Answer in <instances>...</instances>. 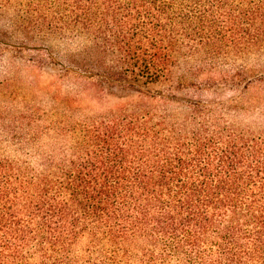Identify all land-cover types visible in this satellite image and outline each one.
Instances as JSON below:
<instances>
[{"label": "trees", "instance_id": "obj_1", "mask_svg": "<svg viewBox=\"0 0 264 264\" xmlns=\"http://www.w3.org/2000/svg\"><path fill=\"white\" fill-rule=\"evenodd\" d=\"M7 55L117 105L0 136V264H264V0H0Z\"/></svg>", "mask_w": 264, "mask_h": 264}, {"label": "rangeland", "instance_id": "obj_2", "mask_svg": "<svg viewBox=\"0 0 264 264\" xmlns=\"http://www.w3.org/2000/svg\"><path fill=\"white\" fill-rule=\"evenodd\" d=\"M56 48H59L58 45ZM67 100L77 102L88 110H105L117 105L115 100L98 104L91 97L77 98L73 89L60 80L58 70L50 67L37 70L11 56L0 57L1 137L21 131L24 126L20 124H25L33 114L43 117L56 107L55 104L62 105ZM4 149L12 152L9 145H5Z\"/></svg>", "mask_w": 264, "mask_h": 264}]
</instances>
